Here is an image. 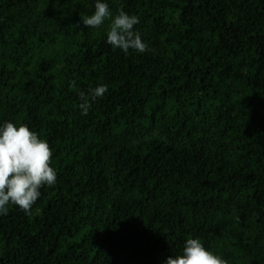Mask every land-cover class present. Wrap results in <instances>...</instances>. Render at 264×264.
<instances>
[{"label":"trees","instance_id":"trees-1","mask_svg":"<svg viewBox=\"0 0 264 264\" xmlns=\"http://www.w3.org/2000/svg\"><path fill=\"white\" fill-rule=\"evenodd\" d=\"M95 2L0 0V126L57 173L0 215V264H163L187 238L264 264V0H101L154 49L127 54L83 25Z\"/></svg>","mask_w":264,"mask_h":264},{"label":"clouds","instance_id":"clouds-1","mask_svg":"<svg viewBox=\"0 0 264 264\" xmlns=\"http://www.w3.org/2000/svg\"><path fill=\"white\" fill-rule=\"evenodd\" d=\"M106 21H109L107 43L113 48L125 54L129 50L137 53L154 51L134 30L140 23L139 18L122 8L113 16L107 3L96 0L94 13L82 19L83 25L91 28H99ZM70 87L76 88L75 81L70 82ZM107 91L104 84L89 88L87 92L77 89L81 115H87ZM52 155L49 143L27 125L5 121L0 126V215L8 214L9 205L32 215L33 205L41 195L40 189L56 183ZM163 264H227V261L206 249L200 239L187 238L181 254L168 256Z\"/></svg>","mask_w":264,"mask_h":264}]
</instances>
